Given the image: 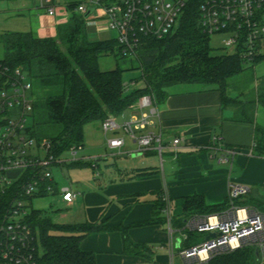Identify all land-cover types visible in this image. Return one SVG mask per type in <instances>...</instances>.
Masks as SVG:
<instances>
[{
    "label": "trees",
    "instance_id": "16d2710c",
    "mask_svg": "<svg viewBox=\"0 0 264 264\" xmlns=\"http://www.w3.org/2000/svg\"><path fill=\"white\" fill-rule=\"evenodd\" d=\"M199 4L200 0H195L190 5L173 35L145 41L138 53V70L144 87L130 93L124 87L125 70L118 67L103 72L98 65L102 56L119 54L117 41L89 42L83 16L73 14L68 23L58 26L56 38L40 39L32 33L0 37L6 51L0 64L23 70L33 90L39 89L47 96L43 104L38 101L33 104L30 135L38 142L51 144L52 153L59 158L73 147L84 148L87 124L102 123L110 117L119 118L145 97L162 104L169 97L170 88L191 85L199 87L191 91H218L223 107L235 110L234 121L255 126L256 147L264 150V130L255 125L253 103H243L230 83L245 71V63L237 55H212L211 40L199 28ZM76 5L72 3V9ZM257 100L264 105V91L259 93ZM70 165L79 166L81 163ZM158 172L155 168L141 169L135 171L132 178ZM21 187L22 182H16L6 190L0 187V251L1 228ZM46 196L48 194L44 193L40 197ZM162 196L157 205L159 213H163L165 207ZM235 205H252L258 209V201L248 196L237 200ZM229 206V199L225 204L211 208L201 197L187 198L184 202L185 219L218 214ZM27 223L37 237L38 264H97L93 253L81 249V242L87 236L111 230L103 223L56 224L43 212L34 209ZM125 230H120L125 249L131 253L143 250L129 242ZM202 237L189 232L186 247L200 244ZM252 246L244 245L237 251L217 254L208 264H261L260 253Z\"/></svg>",
    "mask_w": 264,
    "mask_h": 264
},
{
    "label": "crops",
    "instance_id": "0c3cea01",
    "mask_svg": "<svg viewBox=\"0 0 264 264\" xmlns=\"http://www.w3.org/2000/svg\"><path fill=\"white\" fill-rule=\"evenodd\" d=\"M72 3L76 2L62 5ZM9 9L0 10V37L32 33L40 39L56 38L57 27L68 23L75 14L63 11L49 17L39 8L32 9L25 4ZM83 17L89 42L116 41V34L108 30L101 10H94L88 18ZM130 111L142 114L148 113L149 108ZM234 114V109L223 107L218 91L169 92V97L158 104V116L151 119L154 125L149 128L151 132L162 134L161 169L156 167L154 159L125 162L124 168L108 165L106 174H102L105 177L78 182L72 191L79 195L72 205L61 202L66 209H72L68 217L62 218L68 219L67 225L103 223L111 228L84 238L81 249L93 253L97 264H190L180 256L181 251L188 249L190 231L186 224L189 220L184 214L187 198L201 197L207 207L213 208L226 203L231 186H243L250 191L249 199L258 201V209L264 208V150L256 147L253 154H249L257 142L255 126L234 121ZM177 139L180 143L173 149L171 145ZM128 146L126 141L125 152L132 154L125 155L134 159L140 157L136 144ZM228 150L240 151V154L232 158ZM143 155L158 156L154 152ZM97 158L99 167L106 159ZM222 158L228 161L221 162ZM148 168L159 172L132 178L135 171ZM164 193L170 200V229L165 214L157 212L160 196ZM258 211L264 213V210ZM205 216L209 215L191 219ZM123 228L129 242L143 250L131 253L125 249L120 231ZM201 236V242L206 240Z\"/></svg>",
    "mask_w": 264,
    "mask_h": 264
},
{
    "label": "built area",
    "instance_id": "2783aa9c",
    "mask_svg": "<svg viewBox=\"0 0 264 264\" xmlns=\"http://www.w3.org/2000/svg\"><path fill=\"white\" fill-rule=\"evenodd\" d=\"M36 1L38 8L49 17L63 11L85 16L89 9L101 10L108 30L116 34L119 55L138 61L145 41L173 35L195 0H86L73 9L71 4L64 6L59 0ZM198 14L202 33L210 40L222 37L226 54L237 55L245 64H254L264 58V0H200ZM124 87L128 92V85L124 83ZM32 91L27 73L0 64V187L6 190L22 182L19 196L12 202L1 228L0 264H38L37 237L27 223L32 210L29 199L40 198L44 193L58 194L62 202L72 205L79 195L69 188L60 190L53 169L78 163V154L83 148L73 147L67 152L70 160L61 159L62 156L58 158L52 153L51 144L38 142L30 135L34 101L29 94ZM147 107L148 113L133 116L122 125L117 118L110 117L101 123V129L105 135L123 132L136 144V153L154 152L162 161V134L149 130L154 125L151 119L158 116L157 101L142 100L132 109ZM179 143L177 139L171 147L176 149ZM106 144L119 155L132 154L123 151L126 147L124 137L109 138ZM255 148L256 145L250 155ZM226 152L232 158L240 154L235 150ZM227 161L226 158L221 160ZM96 164H93L95 169L98 168ZM249 193L248 188L233 185L229 192L230 208L226 212L189 220L186 228L190 232L206 238L210 234L215 237L181 251L180 256L190 264H208L215 255L237 251L244 245L258 246L264 254V213L235 205ZM162 200L170 229L171 207L166 193Z\"/></svg>",
    "mask_w": 264,
    "mask_h": 264
},
{
    "label": "rangeland",
    "instance_id": "374dc122",
    "mask_svg": "<svg viewBox=\"0 0 264 264\" xmlns=\"http://www.w3.org/2000/svg\"><path fill=\"white\" fill-rule=\"evenodd\" d=\"M60 4H66L70 2H86V0H59ZM25 4L29 8L38 9V4L36 0H0V10L9 7V10H14ZM43 12V10H39ZM38 11V12H39ZM77 15V14H76ZM210 46L212 49L213 56H220L226 54V50L223 49L222 37H212L210 41ZM5 48L0 40V61L5 58ZM100 70L112 71L118 67L126 72L123 74L124 83L128 85V93L132 92L135 89L144 87V83L141 80V71L138 70V61L134 59L122 58L119 54H107L102 56L98 62ZM134 81L133 83L131 81ZM237 92L236 96H240V100L243 103H253L254 105V116H255V125L259 130H264V105H262L257 99L259 93L264 91V58L257 61L254 64H245V71L239 76L233 78L230 82ZM198 86L191 85H177L169 89L170 93H175L179 91H190L197 90ZM30 97L33 101H38L43 104L47 98L46 93L41 90H34L30 92ZM148 97H145L143 100H148ZM154 98H152L153 100ZM134 115L141 117L139 111H130L127 110L122 116H120L117 121L121 125L129 122ZM32 122H30V125ZM100 122H92L85 126L84 128V148L78 154V160L81 163L79 166L75 165H66L63 167H58L53 169V175L59 184V189L64 188L76 189L78 182L81 180L85 181L89 178L94 180L98 177H105L102 174H106L108 165L117 164L120 168H124L123 164L125 162H142L154 159L156 167L161 169V161L158 156H145L142 155L136 159L129 157L128 155H119L117 152L111 151L106 144L107 139L114 137H124L128 141V147H134V144L130 143V139L123 134V132L118 133L117 135L113 132L105 135L100 129ZM125 152V149L123 150ZM42 156H45V153H41ZM106 159L99 163V167L93 169L94 165L98 162V158ZM61 159L70 160L69 154L65 153L62 155ZM12 176H16V173H11ZM256 194H258L256 192ZM258 196V195H257ZM61 197L58 194L48 195L46 197L33 198L31 201V207L34 210L41 211L43 214L52 219L53 222L60 225L68 224V219L64 220L63 217H68L72 209H66L61 204ZM29 205V206H30ZM253 248L260 253L261 264H264V254L258 248V246L253 245Z\"/></svg>",
    "mask_w": 264,
    "mask_h": 264
},
{
    "label": "water",
    "instance_id": "95a60500",
    "mask_svg": "<svg viewBox=\"0 0 264 264\" xmlns=\"http://www.w3.org/2000/svg\"><path fill=\"white\" fill-rule=\"evenodd\" d=\"M95 9H89L88 10V12H87V14L85 15V18H88L92 13H93V11H94ZM137 156H141V154H137ZM215 237V235L214 234H210L207 238H206V240H209V239H211V238H214Z\"/></svg>",
    "mask_w": 264,
    "mask_h": 264
}]
</instances>
